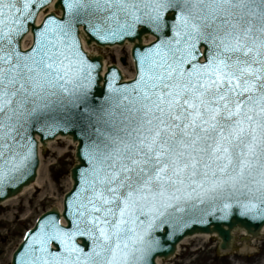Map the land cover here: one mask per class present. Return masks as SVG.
<instances>
[{"label":"snow or ice","instance_id":"snow-or-ice-1","mask_svg":"<svg viewBox=\"0 0 264 264\" xmlns=\"http://www.w3.org/2000/svg\"><path fill=\"white\" fill-rule=\"evenodd\" d=\"M47 3L0 0V187L27 175L34 132L78 129L83 166L65 224L42 219L13 264H150L155 233L197 214L264 222V0H57L36 25ZM79 26L155 39L101 95Z\"/></svg>","mask_w":264,"mask_h":264},{"label":"water","instance_id":"water-1","mask_svg":"<svg viewBox=\"0 0 264 264\" xmlns=\"http://www.w3.org/2000/svg\"><path fill=\"white\" fill-rule=\"evenodd\" d=\"M52 0H48V4H50ZM57 0L54 3V10L60 12V17L64 15V11L62 8L57 7ZM46 5V6H47ZM45 7H42L36 11V16L37 14L44 9ZM49 15H54V14H49ZM41 16V15H40ZM55 16V15H54ZM46 17V16H45ZM45 17L42 19V21L45 19ZM57 17V16H55ZM36 18V17H35ZM59 18V17H57ZM41 21V22H42ZM40 22V23H41ZM78 32H79V42H80V36L84 39V42L86 46L91 45V43H95L99 47H105V46H122L125 41L130 43L132 45L131 49V57L134 63V70H135V76H136V63L134 60V55H133V47L134 43H139L141 46V39L144 35H150L152 38L155 39L151 34L145 32L142 34L139 38V41H130L128 39H125L123 42H104V41H99L95 38H92L90 41L86 40V33L84 31L83 26L78 27ZM152 43V42H151ZM150 43V44H151ZM25 42L23 43V45ZM81 46V43H80ZM82 49V47H81ZM83 51V50H82ZM84 52V51H83ZM84 54L86 57L90 59L91 63H94L98 66V72H99V85L96 87L95 91L101 95H103L106 90H107V85H106V76L108 75V70L109 69H115L118 72V79H117V86L125 83H129L130 81H123V78L121 76L120 71L115 67V66H110L105 69V73L101 75L102 73V58L101 57H95V56H88L85 52ZM104 54L106 56L107 60H111L113 63H118L121 66V70L124 73L125 76H130L132 71L131 67L129 66L128 63V54L127 50L125 48H115V49H110L107 51H104ZM121 61H124L122 64ZM99 100V97H98ZM57 136L60 137H69L71 138L72 142L77 143L76 147V153H75V159H76V165L73 166V168L70 171V178L73 183V187L71 191L73 190L75 186L76 179L79 176V169L83 166L81 155L79 153L82 152V147H81V142H82V136L81 133L79 132L78 129L69 126L68 128H54L51 130V132L48 131H42V132H34L32 134V139L35 141V147H34V156L32 159V162L29 166V170L26 176L21 177L20 180L14 181L10 183L9 185L2 186L0 187V203L4 202L7 199H10L12 197H15L17 194H19L23 188L29 186L31 183L34 182L36 178V173L39 165V159H38V144H40L43 148L46 146V143L49 141L54 140ZM70 191V192H71ZM69 192V193H70ZM69 193L66 195L64 199V204H63V211L62 214L59 215L57 211L52 210L50 212H47L43 216H41L34 228L25 235L23 242L26 238V236L35 230L39 223L41 222L42 219L46 217H51L55 216L58 217L59 219L62 218V220L65 223L64 219V214L66 211V198L68 197ZM222 214L219 212H216L214 215H205L201 217L200 214H197L192 221H190L188 227H182L179 230L173 232L172 229H168V232L171 233V235L165 234V233H155V235L162 237L161 239V247L159 250L153 253L152 257L150 258V264H155L157 259H163L167 260L169 257H171L176 249V246L178 243L183 240L185 237H190L194 234H212L215 233L219 239L221 240L220 244V249L221 250H227L229 249L230 245V240L231 236L230 233L233 230L236 229H241L244 230L248 235L252 237L258 236L259 231L264 227V222L258 220V219H252V218H245L241 217L238 213L237 214H229L225 218H221ZM22 242V243H23ZM22 245V244H20ZM19 248V247H18ZM17 251L13 255L12 259V264L14 261V257L17 255Z\"/></svg>","mask_w":264,"mask_h":264},{"label":"rangeland","instance_id":"rangeland-1","mask_svg":"<svg viewBox=\"0 0 264 264\" xmlns=\"http://www.w3.org/2000/svg\"><path fill=\"white\" fill-rule=\"evenodd\" d=\"M73 164L71 150H66L59 143L40 151L39 188L25 192L15 202L0 206V264H9V258L21 236L32 227L40 214L49 208L59 207L69 188L68 171ZM236 242L246 248L240 239ZM238 246H235V250L241 249ZM216 248V239L196 238L181 246L174 259L160 264H204L212 262L213 259L226 264H245V260L253 264H264V245L262 249L248 246L246 255L239 258L234 255L221 258Z\"/></svg>","mask_w":264,"mask_h":264},{"label":"bare ground","instance_id":"bare-ground-1","mask_svg":"<svg viewBox=\"0 0 264 264\" xmlns=\"http://www.w3.org/2000/svg\"><path fill=\"white\" fill-rule=\"evenodd\" d=\"M40 174V169H39V171H38V175ZM39 187V179H37V181H36V183L32 186V188L31 187H29L28 189H25L24 190V192H27V191H29V190H31V189H33V188H38ZM16 200H11V201H7V202H5L3 205H8V204H10V203H12V202H15ZM198 237H200V238H208L207 236H198ZM186 241H184V242H182V244H184Z\"/></svg>","mask_w":264,"mask_h":264}]
</instances>
